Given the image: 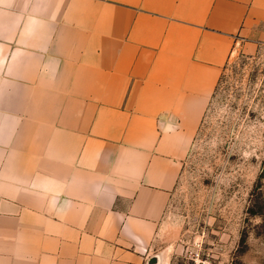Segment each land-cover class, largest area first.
Here are the masks:
<instances>
[{
	"label": "crops",
	"instance_id": "crops-1",
	"mask_svg": "<svg viewBox=\"0 0 264 264\" xmlns=\"http://www.w3.org/2000/svg\"><path fill=\"white\" fill-rule=\"evenodd\" d=\"M264 0H0V264H168L156 238Z\"/></svg>",
	"mask_w": 264,
	"mask_h": 264
},
{
	"label": "rangeland",
	"instance_id": "rangeland-1",
	"mask_svg": "<svg viewBox=\"0 0 264 264\" xmlns=\"http://www.w3.org/2000/svg\"><path fill=\"white\" fill-rule=\"evenodd\" d=\"M219 82L160 223L168 264H264V46Z\"/></svg>",
	"mask_w": 264,
	"mask_h": 264
},
{
	"label": "trees",
	"instance_id": "trees-1",
	"mask_svg": "<svg viewBox=\"0 0 264 264\" xmlns=\"http://www.w3.org/2000/svg\"><path fill=\"white\" fill-rule=\"evenodd\" d=\"M219 83H220V82H219ZM218 85H219V84H218ZM217 91H218V87H217V89H216V92H215L213 98H215V96H216V94H217ZM213 98H212V99H213ZM206 115H207V112H206ZM206 115H205V117H204V119H203V121H202V124H201L199 130H202L203 125L205 124V118H206Z\"/></svg>",
	"mask_w": 264,
	"mask_h": 264
},
{
	"label": "built area",
	"instance_id": "built-area-1",
	"mask_svg": "<svg viewBox=\"0 0 264 264\" xmlns=\"http://www.w3.org/2000/svg\"><path fill=\"white\" fill-rule=\"evenodd\" d=\"M195 262H196V264H199V262H201L200 260H199V258L197 259V260H195ZM201 264V263H200Z\"/></svg>",
	"mask_w": 264,
	"mask_h": 264
}]
</instances>
